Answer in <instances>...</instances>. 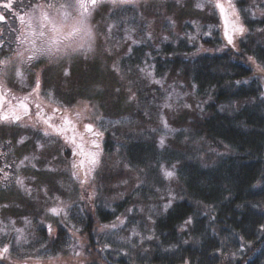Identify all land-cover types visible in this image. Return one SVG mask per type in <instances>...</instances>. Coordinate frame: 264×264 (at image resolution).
<instances>
[{"label": "rangeland", "instance_id": "obj_1", "mask_svg": "<svg viewBox=\"0 0 264 264\" xmlns=\"http://www.w3.org/2000/svg\"><path fill=\"white\" fill-rule=\"evenodd\" d=\"M9 2L12 6L4 7ZM79 2L0 0V14L6 18L0 20V61L10 60L7 75H0L4 94L0 112L10 108V113L20 115L25 110L20 101L28 97L24 100L27 115H21L19 121L9 117L0 120V249L9 247L0 264H106L96 249H103L106 256L112 252V259H130L131 255L136 256L133 253L147 252L156 238L157 216L185 197L177 173L179 162L169 159L181 151L193 154L191 149L197 150L204 138H191L188 125L200 112L194 95L196 84L179 69H168L156 77L151 66L139 65L141 56L149 53L148 49L141 52L139 46L182 38L196 42L199 51L206 49L200 44V36L211 35L214 28L220 27L217 36L227 41V30L233 35L232 48L239 50L250 31L249 20H264V0H230L239 23L247 29L243 34L232 32L236 16L231 15L229 0H219L226 8L227 29L222 20L217 26V0H133L116 5L111 0H99L96 7L89 5L90 15L85 14L86 24L81 31L66 38L65 33L81 17L82 10L76 7ZM35 4L55 5L44 10L63 31L58 35V49L29 59L25 57L32 41L39 40L33 46L38 49L49 37L57 35L42 21L40 10L32 11ZM61 4L72 7L60 8ZM197 4L203 7L198 8ZM40 31L45 32L42 40ZM253 33L257 34L254 40L264 42V25L257 24ZM248 61L264 80V66L259 60L249 56ZM114 65L119 71L114 70ZM3 69L4 65H0ZM17 70L22 79L16 76ZM37 79L39 95L29 96ZM15 96L21 100L16 101ZM12 102L15 104L9 105ZM34 103L41 105L39 111L44 119L51 117L50 124L64 129L63 135L53 132L36 116ZM85 104L89 110L82 111ZM81 111L82 115L76 116ZM64 116L72 124H65ZM85 124H92L93 131H86ZM96 132L102 135H94ZM93 140L99 149L91 143ZM131 142L144 144L142 158L139 151L130 147ZM222 150L203 148L196 153L197 160L214 163ZM96 151L99 163L82 185L80 180L90 167L88 153ZM80 160L84 161L83 168L73 169V162ZM164 170L175 175L166 178ZM73 171L79 172L80 179L72 175ZM18 179L23 180V186L17 183ZM56 206L64 208L59 216L47 211ZM99 208L109 210L108 221L99 220ZM88 215L92 219L91 234L86 226ZM118 218L124 223L120 224ZM112 224L117 226L104 227ZM92 235L97 245L94 247L89 245ZM57 238L59 243L52 247Z\"/></svg>", "mask_w": 264, "mask_h": 264}, {"label": "trees", "instance_id": "obj_2", "mask_svg": "<svg viewBox=\"0 0 264 264\" xmlns=\"http://www.w3.org/2000/svg\"><path fill=\"white\" fill-rule=\"evenodd\" d=\"M221 20L227 29L220 12L217 26ZM257 24L264 25V20H249L250 31L239 50L217 36L220 27L211 35L200 36L206 49L199 51L196 42L182 38L139 46L141 52L149 50L139 65L151 66L156 77L168 69H179L196 84L194 95L200 112L187 122L190 137L204 138V143L191 149L193 154L181 151L176 158H168L179 162L177 173L185 197L157 216L156 238L147 252L133 253L136 256L130 259H112V252L106 256L97 247L106 264H264V80L248 61L253 56L264 66V42L254 40ZM6 113L12 118L10 111ZM131 143L142 158L144 144ZM203 148L223 152L216 162L207 164L197 160L196 153ZM109 215V210L97 209L100 221H108ZM189 218L191 222L186 223ZM87 219L91 234L90 215ZM58 240L54 239L52 247ZM90 241L91 247L97 246L93 235Z\"/></svg>", "mask_w": 264, "mask_h": 264}, {"label": "snow or ice", "instance_id": "obj_3", "mask_svg": "<svg viewBox=\"0 0 264 264\" xmlns=\"http://www.w3.org/2000/svg\"><path fill=\"white\" fill-rule=\"evenodd\" d=\"M98 2H99V0H88V3H85L84 0H80V2L76 5V7H78L79 9L82 10L81 17H80V19H78L76 21L75 24L70 26V30L65 33L66 38L67 37H71L73 34L79 33L81 31V28L84 27L85 24H86V15L85 14H89L90 15V13H88L89 5L94 8V7H96ZM111 2L114 5H116L118 3L119 4L131 3V2H133V0H111ZM11 6H12L11 2H9V3L4 5V7H6V8H10ZM66 6L67 7H72V5H64V4L59 5L60 8H64ZM52 7H55V5H52V4H48V5L35 4V5L31 6L32 11L40 10V15H41L42 21H46L47 24L50 26V31L52 33L57 34L55 36L49 37L48 40H45L44 44L42 45V47L36 49L33 52V57L36 54H38V53H51L54 49H58V35L63 31V27L61 25H57L56 21L54 19L50 18L48 13H47V11L44 10L45 8H52ZM197 7L198 8H202L203 5L202 4H197ZM216 7H218L220 12L225 15V22L227 23V14H226L225 6L223 4H221L219 2V0H217ZM228 7L231 8V10H232L231 11V15L236 16V19L234 21H232V32H234L236 34H243L245 31H247V29L242 24L239 23V15H238L237 10L235 9V7L231 4L230 0H229ZM27 14L30 15V13H27ZM65 16H67V13H65ZM0 19H3V17L0 16ZM20 19L23 21L24 16H21ZM41 27L44 28L45 25L42 24ZM111 27L112 26H109V30L111 29ZM87 34H88L89 37L92 36V33H91L90 30L88 31ZM39 36L44 37L45 36V32L44 31H40ZM225 36H226V39H227V43L229 45H233L234 46L233 35L230 34L226 30L225 31ZM128 39L129 40L132 39L130 35L128 36ZM132 42L136 43V41H132ZM73 51H75V49H73ZM18 55H21V54L18 53ZM31 58L32 57H29V59H31ZM249 59H251V58H249ZM9 63H10V60L0 61V65H4V69L0 70V75H7L6 69H7V66H8ZM113 67H114V70L119 71V69L115 65ZM141 71H145V70L141 69ZM261 71H264V68H262ZM15 74H16V76L21 77V79L23 78L22 77V73L19 70H17ZM65 74L67 75V73H65ZM148 75H151V73H148ZM155 82L156 83H160V81H155ZM39 89H40V81H39V79H37L36 80V84H35V88H33L32 93H29V96H31L33 93H35L38 96L39 95ZM47 95L50 97L51 93H47ZM132 98H134V97H132ZM27 99H28L27 96L24 97V100H27ZM24 100L20 101V106L25 109L24 114L27 115L28 106L24 103ZM40 107H41V105L39 103H37L36 104V108L38 109V111L36 113V116L39 117L41 120H43L44 124L49 125V127H51L53 132H55L58 135H63V133H64V129L63 128H61L60 126H57V125L50 124L51 117H49L47 119L43 118L41 111H39ZM165 107H171V105H167L166 104ZM87 110H89L88 109V105L85 104L84 105V109L82 111H87ZM53 111L54 112L55 111H59V109H53ZM82 111L81 112H77L76 116H78V117L81 116L82 115ZM12 119L16 120V121H19L21 119V116L13 114ZM62 119H63L65 124H72V121L67 116L62 117ZM0 120H8V115L5 114L3 116H0ZM84 127H85L86 131H89V132L93 131V125L92 124H85ZM165 127H167V123L166 122H165ZM44 134L46 136L49 135V132L47 131V129H45ZM94 135L100 136V135H102V133L96 132V133H94ZM20 142L22 143L23 141H20ZM72 142L75 143V139L74 138H73ZM160 142H161V145H163V143H164L163 138H161ZM91 143L97 149H99L100 146L95 140H93ZM40 147H43V146L41 145ZM78 147H80V146L78 145ZM82 151L83 150L81 149V153H82ZM88 155L90 156V161H89L90 167H88L87 171L85 172L84 179L80 180V183L82 185L84 183H86V181L90 177L91 173L94 171L95 167L99 163V159H98L99 151L88 153ZM24 159L27 160L28 157H25ZM21 163H23V161H21ZM83 166H84V161L83 160L73 162V164H72V168L73 169H76L77 167L83 168ZM33 167H35V165H33ZM72 175L74 177H76L77 179H80L79 172L73 171ZM174 175H175V173L173 171L164 170V176L166 178H172ZM5 178H7V173H5ZM17 183L20 184L21 186H23L24 182H23V180H19L18 179ZM25 191H28V189H25ZM57 199H59V198H57ZM89 199H91V196L89 197ZM169 206H170V203L166 204L165 208L167 209ZM47 211L49 213H51L52 215H54V216H59L61 213L64 212V208L60 207V206H56V207H51V208L47 209ZM118 222L120 224L124 223V221L122 219H120V218H118ZM190 222H191V218H189V220L186 221V223H190ZM116 226H117L116 224H112V225H105L104 227L115 228ZM49 230H51V226L50 225H49ZM17 231L21 232V234H22V230L18 229ZM8 251H9V247L7 245H5L2 249H0V258H2L4 254L8 253ZM76 255L79 256L80 253H76Z\"/></svg>", "mask_w": 264, "mask_h": 264}, {"label": "flooded vegetation", "instance_id": "obj_4", "mask_svg": "<svg viewBox=\"0 0 264 264\" xmlns=\"http://www.w3.org/2000/svg\"><path fill=\"white\" fill-rule=\"evenodd\" d=\"M3 15V14H2ZM6 18L4 17V19H2V21L3 20H5ZM41 40H42V37H41ZM38 41L39 40H37L36 42L35 41H32V48L30 49V51L27 53V55H26V57L25 58H27V57H30V56H32L33 55V52L37 49L36 47H33V46H35L37 43H38ZM39 54H41V53H38L36 56H38ZM38 59H36L35 61H37ZM1 89V88H0ZM16 98H18L16 101H18L19 102V100H21V99H19L20 97L19 96H15ZM14 97V98H15ZM3 98H4V94H3V92L0 90V100L2 101L3 100ZM0 101V104L2 103ZM25 102V101H24ZM26 103V102H25ZM12 104H15V102L13 103H11V104H9V105H12ZM37 103H34V105H36ZM6 111H10V108H6V110L4 111V112H0V116H3V115H5V114H7L8 115V113H6ZM24 112H25V110L23 111V112H20V116L21 115H24Z\"/></svg>", "mask_w": 264, "mask_h": 264}, {"label": "water", "instance_id": "obj_5", "mask_svg": "<svg viewBox=\"0 0 264 264\" xmlns=\"http://www.w3.org/2000/svg\"><path fill=\"white\" fill-rule=\"evenodd\" d=\"M0 16H2V17H3V19H4V15L0 14ZM0 20H2V19H0Z\"/></svg>", "mask_w": 264, "mask_h": 264}]
</instances>
